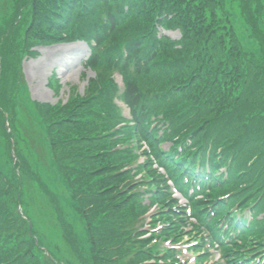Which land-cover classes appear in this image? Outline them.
<instances>
[{
    "label": "trees",
    "instance_id": "trees-1",
    "mask_svg": "<svg viewBox=\"0 0 264 264\" xmlns=\"http://www.w3.org/2000/svg\"><path fill=\"white\" fill-rule=\"evenodd\" d=\"M13 1L14 12L19 11L23 19H17L16 24L6 20L1 28V48L4 51L7 48L4 61L14 58L13 76L18 66L17 38L25 27L23 40L39 39L46 45L83 37L93 39L97 45L90 67L98 69L105 64L108 72L117 71L124 76L126 87L119 96L131 108L130 121L134 122L129 126L131 139L138 144L142 140L151 143L183 190L195 187L197 179L207 183L208 188L222 187L213 190L215 200L211 206L202 204L206 208H201V218H208L216 204L220 213L210 222L220 218L223 212L231 216L235 214L234 207L242 210L255 201H259V210L264 212V0L240 1L243 16L262 50L260 55L243 46L231 14L221 0H0L7 3L0 8L3 19ZM94 4L96 10L91 8ZM134 20L139 24L130 31L131 36L121 41L113 39L108 46L106 33L112 34ZM13 25H16L14 29ZM159 27L180 31L183 39L178 45H185L188 51L179 53L166 46L177 43L171 38H159ZM2 70L3 66L0 73ZM153 74L160 75L162 82L158 86L143 84ZM163 75L167 77L162 78ZM9 84L8 91L2 92L0 88L1 145L11 161L14 139L19 161L7 173L0 160V264H101L104 253L111 254L113 263L121 260L118 264H136L139 260H151V256L160 261L166 248L161 245L154 253L141 250L134 241V235L142 238L144 233H152L145 228L149 208L143 204L144 196L137 193L120 198V191L115 194L113 189L114 181L120 178L118 160L123 163L133 159H109L108 151L105 156L97 152L89 159L83 141L80 143L85 136L80 139L78 117L71 119L63 115L59 107H37L38 116L33 120L40 130L30 125V131H26L22 122L24 118L26 121L27 113L16 104L19 85L17 81ZM106 85L107 104L118 112L115 117L120 114V108L114 104L118 85L113 75ZM72 99L71 104L85 98L73 96ZM6 114L13 122L11 133L5 124ZM30 114L33 117L34 113ZM160 116L163 118L159 123L169 124L162 137L175 144L173 153H163L160 149L163 139L153 125V118ZM180 149L184 152L180 153ZM50 155L68 188L67 202L75 204V214L89 228L88 246L79 240L81 235L60 201L63 194L53 193L39 174L43 162L50 167ZM223 167L226 172L218 175ZM137 169L146 170L153 185L154 174L146 165ZM95 172L104 177L93 176ZM187 179L192 182L185 183ZM153 187L148 194L152 203L160 207L158 213L166 210L160 217L166 227L165 222L172 221L167 210H173L174 202L161 194L160 188L151 191ZM226 192L233 194L216 203ZM45 195L50 198L47 212L51 226L55 219L62 244L67 243L75 258L69 255V249L50 239L46 232L49 225L43 219L30 214V205L40 207ZM156 216L153 215V223L158 219ZM243 221L238 224H244ZM250 225L244 233L245 241L252 239L248 233H252L255 225L253 222ZM166 228L152 234V238L168 236L170 231ZM255 233L264 240V228ZM52 247L62 259L54 260ZM121 254V258L117 257ZM161 263L169 264L167 259Z\"/></svg>",
    "mask_w": 264,
    "mask_h": 264
},
{
    "label": "rangeland",
    "instance_id": "rangeland-1",
    "mask_svg": "<svg viewBox=\"0 0 264 264\" xmlns=\"http://www.w3.org/2000/svg\"><path fill=\"white\" fill-rule=\"evenodd\" d=\"M241 0H223L225 2L226 9L232 13L233 22L237 29L238 35H240L241 41L246 49L250 51L257 52V55L262 54V50L260 47L258 48L253 42L254 39L250 37L251 28L249 25L243 23L242 17L240 16L242 11ZM7 5L6 2H0V8ZM93 10H96L98 7L94 4L91 6ZM3 9H0V43L1 40V28L3 29V25L6 20L10 23L14 22L16 24L17 19H23L19 16V11L17 13L14 12V1L11 7L7 10V13L4 17L3 16ZM264 13V12H263ZM244 18V16H243ZM139 24L138 21L134 20L131 23L124 24L122 27L118 28L117 31L106 33L108 46L109 44L113 43V39L121 41L123 38H128L131 36L130 31L134 29L135 26ZM27 23V27H28ZM13 25V28L14 29ZM133 27V28H132ZM25 29H22L21 34L17 38V45L19 49L17 51L16 56L18 57L17 61V74L12 72L14 58L8 57V62L4 61V55L7 53V48L5 47V51L1 48L2 43L0 44V67L3 66L4 70L0 73V83H1V91L4 90L8 91L10 89L9 81H17L19 87L17 88V95H16V104L22 108L27 115L26 121L25 118L22 122V126H26V131H30L29 126L32 125L33 128L40 130V126L33 120L36 119L38 116L37 107L43 105L45 108L50 109V107H59L58 109L61 110L62 114L65 116H69L71 119H75L78 117L79 120V132H80V139L85 136V139H82L80 143L83 141V149L86 152L87 157L89 159L94 158V154L97 155V152L105 153L103 156L106 155L108 151V158H117V157H128L132 158L131 162H121L118 160L119 166L117 169L119 172V180L116 179L114 181L113 186L115 190V194L119 193V197H125L127 195L137 194L145 195L148 194L149 189L153 185H150L149 176L147 171L142 172L136 170L133 166L134 164H138V158L136 152H134L133 148V141L130 136V129L128 123L121 121L122 113L125 112V115L128 116L129 110L125 109L122 106L121 101L118 97L114 98V104L120 107L119 113L117 116H113L117 111L109 107L107 104V92H108V85H106L107 80L109 77L113 75L112 70L108 72L107 66L102 64L99 66L98 69H91L87 67L86 62L90 57V52L88 51L87 44L77 45L75 48H72L71 44H51L46 45L43 44L39 39H35L34 41H25L23 40L25 36ZM165 31H161L164 33ZM169 34L173 37L171 39L173 42L177 43V45L173 46L172 44L168 43L166 46L173 47L175 51H188L185 45H178L183 37L180 35V32L169 31ZM160 34V33H159ZM163 39V37L160 36ZM33 40V39H32ZM31 42L33 44L31 45ZM76 45V44H72ZM89 48V47H88ZM87 49V50H86ZM83 52H87V60L81 61V56ZM165 59V58H161ZM171 60H175L172 58ZM5 68L10 69L11 71H5ZM118 82V92H121L123 89L122 81H121V74L118 72L115 73ZM13 76V77H12ZM167 77L165 75L162 78ZM124 79V78H123ZM153 80H157V83H153ZM162 82L160 79V75L153 74L149 78L145 79L143 84H152L154 86H158ZM11 83V82H10ZM4 91V92H5ZM83 97L85 99L78 100L77 102L71 104V99L73 96L76 97ZM73 100V99H72ZM23 102V103H22ZM69 104V107L64 108ZM71 109V111H69ZM31 110V111H29ZM69 111V112H68ZM30 112H33V117L31 116ZM118 113V112H117ZM20 122V121H19ZM21 123V122H20ZM2 138L0 137V160L2 162V167L7 173H9L12 167V163L9 159V156L6 154V150L4 146L1 145ZM99 143L101 146H95ZM46 144V143H45ZM48 147V145L46 144ZM91 147V149H88ZM167 148V145H164ZM135 158H134V157ZM143 160V158H142ZM49 162H51L50 167H47L43 162V168H41L40 174L43 181L47 182L50 188H60L63 187L64 184L61 181L59 184L52 185L49 180H52L54 175V170L56 171L57 168L54 164V160H52V155L49 156ZM102 164V163H100ZM95 170V169H94ZM106 174H109L108 172ZM105 174V177L107 176ZM98 175L99 178L104 177L103 174L94 173L93 176ZM108 177V176H107ZM60 179V176H58ZM55 186V187H54ZM44 200L47 198L42 197ZM65 198H69V194L65 195ZM65 198L62 199L63 205L68 208V203L65 201ZM135 199V198H132ZM42 200V202H45ZM71 205L74 206L75 204L71 202ZM74 209V208H73ZM160 207L153 206L151 210V215H159L156 216L153 223L154 229H159L164 222L159 219L162 214L166 212L158 213ZM41 213V219L45 218L44 211L39 209ZM47 223L49 227L50 219H47ZM72 223L77 227V231H80L81 239L83 245L88 246V240L90 239L91 233L89 232V228H87L86 224L84 223L83 219L76 218L72 220ZM167 223V222H165ZM159 231V230H158ZM55 232V231H54ZM153 234H157V231L154 230ZM53 237L60 238L61 236L53 234ZM145 237H148L147 239ZM166 238V237H165ZM165 238H157V237H149V234H143L142 238H135V244L143 250L146 249L151 250L152 252H157L158 247L164 243ZM188 239V237L186 238ZM166 247V245H162ZM180 250H185L188 248V245L182 243L178 247ZM51 254L58 258L57 251L54 247L50 248ZM72 258H75V255L70 250V254ZM147 254L146 256H148ZM217 255V253H216ZM119 258L122 257L117 256ZM155 257L151 256V261H137L136 264H161L158 262H153L152 260ZM108 259V260H107ZM121 261L117 259L114 263L111 261V254L108 256L107 253H104V258L102 259L101 264H118ZM182 262H186V264H194L193 256L188 254L184 251V255L182 256Z\"/></svg>",
    "mask_w": 264,
    "mask_h": 264
},
{
    "label": "bare ground",
    "instance_id": "bare-ground-1",
    "mask_svg": "<svg viewBox=\"0 0 264 264\" xmlns=\"http://www.w3.org/2000/svg\"><path fill=\"white\" fill-rule=\"evenodd\" d=\"M80 43H78V45H79ZM72 46V48H75L77 45H71ZM87 56H88V54H87V52H83V55L81 56V61L82 60H86L87 59Z\"/></svg>",
    "mask_w": 264,
    "mask_h": 264
}]
</instances>
